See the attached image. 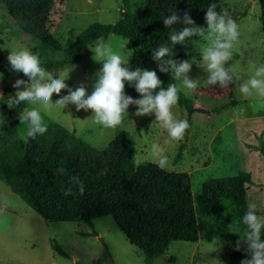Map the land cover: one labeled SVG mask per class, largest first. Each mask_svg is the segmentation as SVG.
I'll use <instances>...</instances> for the list:
<instances>
[{"label": "rangeland", "instance_id": "rangeland-1", "mask_svg": "<svg viewBox=\"0 0 264 264\" xmlns=\"http://www.w3.org/2000/svg\"><path fill=\"white\" fill-rule=\"evenodd\" d=\"M138 1L129 0L132 9ZM220 5L221 11L227 10L239 25L240 37L232 60L226 64L239 80L227 88L201 86L189 95L184 94L195 111L189 115L188 107L180 103L174 109L179 118H186L190 124L182 141H170L154 121V113L128 115L117 129L96 125L91 118V109L77 111L73 104L62 111L53 109L50 113H42V116L46 125L55 122L73 130L77 137L98 150H103L120 131H128L134 143V156L151 161L150 146L158 143L168 157L166 169L190 174L195 197L210 177L248 171L252 178L247 190L249 205L255 204L257 214L264 218V97L255 94L245 97L238 91L239 84L254 74L256 67L264 65L260 5L258 0H220ZM123 6L124 0H64L55 7L53 19L56 25L51 32L64 47H68L91 23L117 21ZM195 39L198 37L191 38ZM191 40L172 46L173 51L197 53ZM125 41L128 42L122 50ZM104 43L127 59V50L131 49L128 39L111 34ZM95 45L84 49L81 60L74 67L49 72L56 76L71 68L65 83L73 90L83 83L86 94H91L96 73L102 68V63L93 58ZM14 46L26 47L41 62L63 56L61 52L51 50L42 53L40 43L15 25L0 1V59L7 66H10L8 49ZM192 58L199 59L198 55ZM129 62L122 67L128 68ZM188 76L203 80L206 73L193 63ZM6 87L15 89L2 76L0 97ZM67 94V89H62L59 95L54 93L52 102ZM0 102V115L5 118L9 100L1 99ZM24 127L20 125L18 132ZM125 166L130 171L135 167L134 160ZM197 217L202 224L199 239L196 242H171L165 253L156 257L152 264H229L231 236L243 228L242 218L226 198L221 199L211 217L200 213ZM94 229L97 236L90 233L93 228L89 224L80 221L43 219L0 180V264H146L142 250L127 239L111 216L95 219ZM55 243L68 256L60 254Z\"/></svg>", "mask_w": 264, "mask_h": 264}, {"label": "trees", "instance_id": "trees-1", "mask_svg": "<svg viewBox=\"0 0 264 264\" xmlns=\"http://www.w3.org/2000/svg\"><path fill=\"white\" fill-rule=\"evenodd\" d=\"M0 1L15 25L40 43L42 53L46 50L62 53L60 59L41 62L46 70L57 72L75 66L84 49L96 44L97 38L104 41L115 34L130 42L132 55L128 69L140 67L156 71L165 88L176 81L170 73L160 72L157 62L152 59V50L168 43L172 31L165 28L163 17L175 10L183 17L187 11L196 25L206 27L207 7L214 3L216 11H221L220 0H139L133 9L129 0H124L117 21L91 23L79 32L70 46L64 47L51 32L56 25L53 19L55 7L64 0ZM258 2L264 33V0ZM196 56L195 52L173 51L172 59L186 60ZM0 73L12 84L17 78L28 79L23 73L13 72L1 59ZM15 91L6 87L0 101H10ZM124 92L134 99L140 98L127 82ZM178 103L188 107L189 115L195 111L191 100L182 92ZM24 106L27 105L9 108L4 118L6 123L0 125V180L45 220L80 221L89 224L93 228L90 233L97 236L94 220L111 216L127 239L142 250L145 263L152 264L156 257L165 253L171 242H196L202 229L197 214L211 217L221 199H228L240 218L248 210L247 190L252 183L248 171L210 177L195 197L190 174L186 171L162 170L148 160L139 167L126 170L125 164L134 157V143L128 131H120L103 150H98L77 137L73 130L53 122L47 124L43 135L25 144L18 138V114ZM135 111L136 106L130 105L128 114L134 116ZM60 168L65 171L59 173ZM73 177L83 183V194L79 185L73 183ZM68 188L72 192L65 195ZM244 230L243 225L231 236L229 264H240L243 259L250 258L243 242L236 250L238 234L242 235ZM54 246L60 254L68 256L57 243Z\"/></svg>", "mask_w": 264, "mask_h": 264}, {"label": "clouds", "instance_id": "clouds-1", "mask_svg": "<svg viewBox=\"0 0 264 264\" xmlns=\"http://www.w3.org/2000/svg\"><path fill=\"white\" fill-rule=\"evenodd\" d=\"M216 7L217 5L213 3L206 9L204 17L206 27L196 25L187 11L183 17L176 10L163 17L165 28L172 31L168 43L152 50V59L157 62L160 72L170 73L172 80L176 81L169 83L166 88L162 86L163 82L154 70L140 67L129 70L127 67H122L129 62L132 50H127L126 59L121 52L114 51L110 45L105 44L103 38H97L96 45L92 48L93 58L102 63V68L96 73L94 90L91 94H86L83 83L75 90L65 83L71 68L66 73L54 76L41 66L39 57L26 47L6 48L11 70L23 73L28 78L27 80L17 78L14 81L13 87L16 91L14 96H11L8 107L32 105V107H20L19 124L25 127L18 132V138L27 144L30 139L34 140L37 136L43 135L47 131V125L42 113H50L53 109L62 111L69 104L75 105L77 111L91 109L92 121L96 125L110 129L121 126L124 118L129 115V106L135 105L134 115L154 113V121L162 132L167 134L169 140L177 143L182 141L190 124L186 118L181 119L174 112L178 105L179 93L189 95L201 86L219 85L223 89L239 80V77L226 66L227 62L232 60L235 44L240 37L239 25L227 10L217 12ZM173 25L181 27L174 28ZM192 37L198 39L191 40ZM188 40H191L195 46L199 59H172V46L183 45ZM127 42L125 41L121 46L122 50L125 49ZM193 63L206 73L203 80L199 77L189 78L188 73ZM2 75L0 73V77ZM125 82L135 88L140 98L134 99L125 94ZM62 89H67L68 94L52 102L53 94L59 95ZM238 91L245 97L252 94L264 97V65L256 67L254 74L239 84ZM5 123V119L0 115V125ZM150 156L151 162L157 164L159 168L162 170L167 168L168 157L158 143L151 144ZM133 160L137 167L146 162V158L142 156H134ZM57 171L63 173L65 170L60 168ZM72 181L79 185V191L83 194V183L77 177H73ZM71 192L72 189L68 188L65 195H70ZM257 211L256 205L250 204L242 217L241 222L245 230L242 235L238 234L236 250H239L243 242L250 258L243 259L240 264H264V239H262L264 218L259 216Z\"/></svg>", "mask_w": 264, "mask_h": 264}]
</instances>
